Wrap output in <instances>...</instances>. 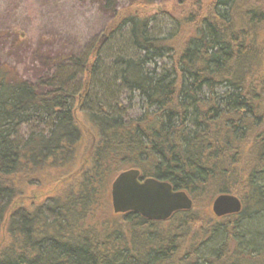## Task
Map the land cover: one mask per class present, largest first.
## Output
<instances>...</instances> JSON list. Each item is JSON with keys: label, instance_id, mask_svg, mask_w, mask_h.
I'll return each instance as SVG.
<instances>
[{"label": "trees", "instance_id": "obj_1", "mask_svg": "<svg viewBox=\"0 0 264 264\" xmlns=\"http://www.w3.org/2000/svg\"><path fill=\"white\" fill-rule=\"evenodd\" d=\"M100 3L111 14L108 39L126 29L134 50L110 70L140 93L144 111L125 119L98 100L89 115L96 144L73 171L82 140L76 110L89 97L102 41L82 62L79 95L63 83L34 86L0 65V264H264V228L255 225L264 220V0H210L162 34L153 32V14ZM164 57L170 66L158 70ZM27 123L40 130L25 138ZM130 168L187 191L192 207L166 220L115 211L106 172L112 187ZM42 173L56 187L53 202L12 209ZM221 195L237 197L240 210L216 213ZM202 197L212 202L210 216L197 211ZM101 205L105 221L89 222Z\"/></svg>", "mask_w": 264, "mask_h": 264}, {"label": "rangeland", "instance_id": "obj_2", "mask_svg": "<svg viewBox=\"0 0 264 264\" xmlns=\"http://www.w3.org/2000/svg\"><path fill=\"white\" fill-rule=\"evenodd\" d=\"M209 2L210 0H154L152 4H142L139 0H116V5L125 13L132 11L153 14V32L162 34L175 29V17L205 11ZM110 20L111 14L100 0H0V65L16 69L34 86L47 88L63 83L67 89L79 95L84 84L82 62L88 58L94 44L102 41L103 51L98 63L99 68L90 83L89 97H85L83 101L81 99L80 108L76 110L82 140L73 171L86 165L96 144L97 129L90 122L89 115L98 110V100L101 99V105L103 108L106 105L105 109L111 114H121L125 119L138 117L145 108L140 93L127 89L121 79L115 78L110 70L117 66L118 54L128 56L134 53L130 44L125 42L128 37L126 29L123 31L124 35L119 32L112 40L108 39L109 34L105 29ZM164 66H170L168 57L159 60L158 70H163ZM108 80L114 83L109 86ZM77 100L76 98L75 103ZM21 129L20 134L27 138L31 131H38L40 127L37 123H27L23 124ZM109 171L106 172L105 183L111 196ZM35 176V184L25 186L12 209L22 205L32 207L42 202H53L52 199H47L55 195L53 192L56 187H48L53 181L48 184L47 175L43 173ZM261 180L264 183V175ZM59 182L57 184L60 186ZM207 201L209 200L203 197L197 200V211L210 216L213 214L212 202ZM103 206L105 205L99 207L101 209L97 211L96 216L95 213L90 214L89 222L95 224L96 221H105V216H102L105 211ZM48 214L49 220L52 219L54 210L49 209ZM108 215V218L113 217L111 213ZM167 224L165 223V226ZM255 225L263 229L264 220ZM255 225L250 229L253 230ZM6 235V230L0 232L1 243L6 241ZM217 242L211 240L208 246Z\"/></svg>", "mask_w": 264, "mask_h": 264}, {"label": "water", "instance_id": "obj_3", "mask_svg": "<svg viewBox=\"0 0 264 264\" xmlns=\"http://www.w3.org/2000/svg\"><path fill=\"white\" fill-rule=\"evenodd\" d=\"M111 194L115 211L138 212L151 220H166L178 210L190 209L193 199L187 191L177 189L167 180L142 177L140 170L130 168L121 171L114 179ZM239 199L233 195H221L214 201L219 215L237 212Z\"/></svg>", "mask_w": 264, "mask_h": 264}]
</instances>
